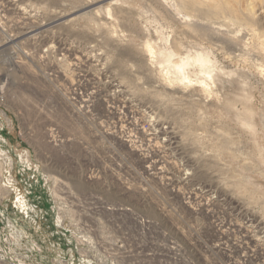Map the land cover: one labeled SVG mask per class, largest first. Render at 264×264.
I'll use <instances>...</instances> for the list:
<instances>
[{
	"label": "rangeland",
	"instance_id": "obj_1",
	"mask_svg": "<svg viewBox=\"0 0 264 264\" xmlns=\"http://www.w3.org/2000/svg\"><path fill=\"white\" fill-rule=\"evenodd\" d=\"M216 2L229 11L32 0L33 47L0 50L12 70L0 75V264H112L102 207L117 203L164 225L195 264H264V0ZM147 44L207 54L213 80L189 68L190 85L168 82Z\"/></svg>",
	"mask_w": 264,
	"mask_h": 264
},
{
	"label": "built area",
	"instance_id": "obj_2",
	"mask_svg": "<svg viewBox=\"0 0 264 264\" xmlns=\"http://www.w3.org/2000/svg\"><path fill=\"white\" fill-rule=\"evenodd\" d=\"M33 5L32 0L26 3L25 0H0V49L12 51L14 56L16 51L33 47L31 43L35 40L36 29L32 20L37 15ZM8 64L21 65L22 62L12 60ZM5 67L0 69V73L7 77L12 70ZM53 74L54 71L45 76L51 77ZM125 184L133 185L129 180ZM191 196L185 195L187 204H190ZM102 209L110 216L106 223L112 264H195L185 256L183 245L171 232L160 222L145 217L137 206L117 203L105 205Z\"/></svg>",
	"mask_w": 264,
	"mask_h": 264
},
{
	"label": "bare ground",
	"instance_id": "obj_3",
	"mask_svg": "<svg viewBox=\"0 0 264 264\" xmlns=\"http://www.w3.org/2000/svg\"><path fill=\"white\" fill-rule=\"evenodd\" d=\"M178 2L180 3V6L184 9H198L200 10L202 7H206V8H209L210 10H212L213 12L217 13L218 15H220L221 13H225L227 11H229V8H227L225 5L221 4V3H218L216 2V0H178ZM114 4H111L109 6L106 7V15L109 17V18H117L119 14L121 13H118L117 12H114V10L112 9ZM100 12V11H99ZM236 19H232V24H236V23H241V21H238ZM55 23V22H54ZM52 23V25L54 24ZM230 24V23H229ZM227 24V25H229ZM46 25V24H45ZM60 26L59 24L55 25L54 27H58ZM222 26H224L223 24L218 27V32L219 34L221 32H224L223 29H222ZM226 26V25H225ZM249 28L251 27L250 24H248ZM227 27V26H226ZM43 28V27H42ZM248 28V29H249ZM50 29H53V28H50ZM251 30V29H249ZM253 30V28H252ZM254 32V31H253ZM261 34V32H260ZM224 36H228L227 33H225ZM229 41L231 42H239V40L235 41V38H231L229 37ZM260 39H264V36H260L259 37ZM225 39V38H224ZM226 40V39H225ZM258 40V39H257ZM261 41V40H260ZM259 42V41H258ZM49 41L46 43L48 45ZM241 43V41H240ZM66 43H64V46ZM228 44V43H227ZM225 45V44H224ZM238 46V45H236ZM242 48V46H240ZM239 47V48H240ZM51 48V47H49ZM146 50H145V53H144V56L149 60V62L152 64V65H155L158 67V69L160 70V76L163 77L165 80H167L168 82L174 84V85H178V86H181V87H185L187 85H190L191 84V81L189 80V78L187 77V74H188V71H189V68H193V70L197 73L198 76L201 77L200 80H206V81H212L213 80V73H215V66H214V62L210 59L209 56H207V54H195L194 56L192 55H185V56H182V54H178L180 51H178L177 49L179 48V46H175V51L171 50V48H167L166 50L162 51V49H158L160 52V57L157 53V51L154 50V48L152 46H150L149 44L146 45ZM231 48V47H230ZM2 50V49H0ZM66 50V49H65ZM260 52V55L262 54L264 56V40L260 42L259 44V49H258ZM178 52V53H177ZM257 52V53H258ZM259 55V53H258ZM260 57V56H259ZM260 59V58H259ZM80 60V59H79ZM262 60V59H261ZM64 61V60H63ZM61 63V62H60ZM65 64V63H64ZM262 64V62H261ZM260 65V64H259ZM264 66V64H263ZM262 66H260L261 68ZM260 70H263L260 69ZM1 72V71H0ZM264 73V72H263ZM262 73V74H263ZM1 75V73H0ZM23 76H26V75H23ZM3 77V76H2ZM81 79L85 78V76H80ZM3 78H7V77H3ZM18 78V77H17ZM22 78V77H20ZM72 76L71 75H68L67 79L70 81V83L72 84V87L75 88L77 87V84H73V80H72ZM8 79V78H7ZM12 80H17L16 77L14 78H11ZM19 80H23V79H19ZM199 82V81H198ZM200 84L203 85V88L204 90L209 93L211 92V89L209 88L208 85H206V82L205 81H200L199 82ZM169 85V84H168ZM72 88V89H73ZM73 93L77 96L78 93H77V90H73ZM79 96V95H78ZM90 99L92 98V95H90ZM81 101L82 102H85V99L83 97H81ZM86 103V102H85ZM128 104V102H127ZM129 105V104H128ZM124 107V109H129L130 107H126V103H123L122 105ZM119 108V107H118ZM120 110H116V115L119 117V121H121V113L119 112ZM134 116V115H133ZM125 118V117H124ZM131 119V118H130ZM137 119V118H136ZM134 121V120H133ZM137 121V120H136ZM134 121V122H136ZM127 122V121H125ZM134 122H130L128 123L131 128H135L137 129L138 128V125L136 126V123ZM120 125V124H118ZM122 125V124H121ZM122 128L124 127L123 125L121 126ZM125 128V127H124ZM127 134V133H126ZM126 134H124V132H122V135H124L126 137ZM148 137H145V134H141V137L142 138H149V140H154L153 137H156V135H147ZM127 139H131L130 137H128ZM132 140V139H131ZM141 153V152H140ZM145 158V157H144ZM0 159L3 160L4 159V156L2 155V152H0ZM10 166H12L10 164ZM149 170V169H148ZM159 170V169H158ZM161 170V169H160ZM158 173V172H157ZM162 176V175H161ZM121 183V182H120ZM72 193V192H71ZM132 197V196H131ZM80 202V201H79ZM75 203V202H73ZM17 205H20V207L22 209H24L26 206L24 205L25 203L20 201V200H17ZM25 206V207H24ZM66 207V206H64ZM151 207V206H149ZM64 211V210H63ZM68 210H66V213H67ZM69 213V212H68ZM71 214V213H70ZM149 217V216H148ZM223 230V227L221 228ZM222 232V231H221ZM254 241V240H253ZM257 242V241H256Z\"/></svg>",
	"mask_w": 264,
	"mask_h": 264
}]
</instances>
